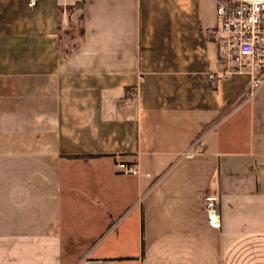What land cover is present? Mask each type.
Segmentation results:
<instances>
[{"label":"crops","instance_id":"crops-1","mask_svg":"<svg viewBox=\"0 0 264 264\" xmlns=\"http://www.w3.org/2000/svg\"><path fill=\"white\" fill-rule=\"evenodd\" d=\"M29 1L0 0V264H264V83L216 0Z\"/></svg>","mask_w":264,"mask_h":264},{"label":"built area","instance_id":"built-area-1","mask_svg":"<svg viewBox=\"0 0 264 264\" xmlns=\"http://www.w3.org/2000/svg\"><path fill=\"white\" fill-rule=\"evenodd\" d=\"M36 1L30 0L28 6L35 7ZM216 3L218 24L211 29V33L224 39L235 71L250 75V96L253 97L264 83V0H216ZM210 77L215 78L213 74ZM203 139L204 136H200L180 157L190 158L197 154ZM117 168L124 175L140 173L137 167L125 161L117 162ZM205 212L208 224L212 228L221 229L217 197L206 198Z\"/></svg>","mask_w":264,"mask_h":264},{"label":"rangeland","instance_id":"rangeland-1","mask_svg":"<svg viewBox=\"0 0 264 264\" xmlns=\"http://www.w3.org/2000/svg\"><path fill=\"white\" fill-rule=\"evenodd\" d=\"M68 28H69L70 31H71V30H74V32H76L77 34L79 33V30H80V27H77L76 29H75V28H74V29H71L70 24H69ZM71 263H72V262H69V264H71Z\"/></svg>","mask_w":264,"mask_h":264},{"label":"trees","instance_id":"trees-1","mask_svg":"<svg viewBox=\"0 0 264 264\" xmlns=\"http://www.w3.org/2000/svg\"><path fill=\"white\" fill-rule=\"evenodd\" d=\"M81 7H79V9H80Z\"/></svg>","mask_w":264,"mask_h":264}]
</instances>
